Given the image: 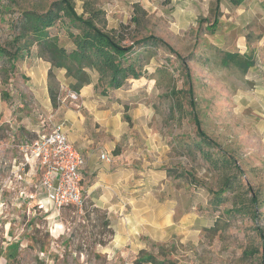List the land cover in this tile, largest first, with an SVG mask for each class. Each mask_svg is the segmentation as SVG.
Segmentation results:
<instances>
[{
	"label": "rangeland",
	"instance_id": "374dc122",
	"mask_svg": "<svg viewBox=\"0 0 264 264\" xmlns=\"http://www.w3.org/2000/svg\"><path fill=\"white\" fill-rule=\"evenodd\" d=\"M53 1L0 0V47H14L23 11L43 12ZM74 1L85 17L86 1L103 9L106 30L128 25L129 37L154 34L172 50L159 46L145 75L118 89H96L98 75L92 73L95 96L87 105H81L82 89L77 100L70 96L73 78L40 57L37 46L20 54L13 69L5 63L7 73L0 60V264H156L144 260L148 255L157 264H264V47L257 46L264 4ZM135 3L148 16L146 30L132 33ZM69 30L79 32L68 21L51 28L71 50ZM227 52L252 57L254 66L246 73L223 66ZM177 54L190 68V80ZM50 71L57 107L48 90ZM52 118L65 120L74 139L97 140L93 153L98 146L112 147L106 151L111 160L125 152L119 176L124 185H112V176L106 189L95 172L86 175L82 209H37L32 195L41 192V173L26 164L23 146ZM200 148L224 153L234 167L214 169ZM106 163L91 165L105 171Z\"/></svg>",
	"mask_w": 264,
	"mask_h": 264
},
{
	"label": "trees",
	"instance_id": "16d2710c",
	"mask_svg": "<svg viewBox=\"0 0 264 264\" xmlns=\"http://www.w3.org/2000/svg\"><path fill=\"white\" fill-rule=\"evenodd\" d=\"M244 1H236V3ZM84 13L79 14L75 7L74 0H54L51 5L43 12L35 10H25L21 14L20 23L17 26L18 34L13 39L14 47H0V60H3L1 70L7 73L3 67L5 63H9L11 69L15 67L14 62L25 51H30L31 46L35 45L38 48V55L49 63L53 68L62 69L65 71V76L73 78L71 88L75 91H80L85 85L92 83V73H97L98 82L96 89L102 87L106 89L121 88L129 79H140L146 73V65L154 57V50L159 46H167L170 50V45L161 37L154 34L137 38L135 35L129 37L126 32L128 25L122 24L120 30H106L105 12L103 9H96L84 3ZM148 16L147 11L139 4H134V14L132 22L134 28L138 30L145 27V19ZM67 22L70 25H75L78 33L68 31L69 38L73 41L74 48L68 50L60 44L59 36L53 34V28L57 22ZM219 18H214L213 23L217 24ZM103 23V26L100 24ZM213 24V25H214ZM131 40L129 44L125 42ZM179 60L182 57L178 55ZM186 71L188 80L191 79L190 68L182 61ZM225 67H236L241 72L246 73L254 66L252 57L241 55L238 52H227L221 61ZM53 73H49V95L54 107H57L58 90L54 87L51 81L54 79ZM7 75L3 81L7 82ZM191 105L195 109L193 102V88L189 84L187 90ZM175 100V99H174ZM178 103V99H177ZM173 107H176V101ZM172 107V110H174ZM195 123L200 131V135L204 140L211 141L210 138L201 130V121L198 115L194 114ZM202 156L214 167L221 171L227 172L234 166L229 157L224 153L220 155L212 154L207 149H201ZM239 169V167H237ZM255 200V197L252 198ZM261 236H264L263 231H259ZM144 260L150 262L155 261L153 256H146ZM162 264V263H161Z\"/></svg>",
	"mask_w": 264,
	"mask_h": 264
},
{
	"label": "built area",
	"instance_id": "2783aa9c",
	"mask_svg": "<svg viewBox=\"0 0 264 264\" xmlns=\"http://www.w3.org/2000/svg\"><path fill=\"white\" fill-rule=\"evenodd\" d=\"M264 4V0H260ZM79 98L78 91L70 94ZM48 127L23 146L26 164L34 165L41 173L36 208L53 210L58 214L66 208L82 209L88 199L83 188L84 154L73 144L68 135L65 120L49 119ZM101 158L110 160L107 153L101 152Z\"/></svg>",
	"mask_w": 264,
	"mask_h": 264
},
{
	"label": "crops",
	"instance_id": "0c3cea01",
	"mask_svg": "<svg viewBox=\"0 0 264 264\" xmlns=\"http://www.w3.org/2000/svg\"><path fill=\"white\" fill-rule=\"evenodd\" d=\"M245 2H246V7H249L251 5L252 0L249 1V2L245 0L243 2V4ZM260 2H259V4H260ZM261 4H260V6H261ZM262 20L264 22V14L262 16ZM257 46L258 47H264V33H263V37L261 38L260 42H258ZM60 70H62V69H60ZM80 92H81V99H82L81 105H83L84 103H85V105L89 104V102L92 101V95L95 96L92 84L85 86L84 88H82V90ZM56 109H55L54 113L57 114ZM69 116L72 117L71 115H69ZM68 135H69L70 140L73 142V144H75V146H77L79 148V150L81 149V150L84 151V153H83L80 150L84 154L85 159H86L85 165L83 167V181H82L83 188H84V181L86 180V178H88V176L86 177V175H90V174L93 175L95 172L98 175L97 179H99V177H101L102 180H104V179L106 180V189H109L111 187L108 178L112 177V176L115 179V181H114V183H112V185H115V187H118V186L121 187V186L124 185L123 181L120 180L119 176L122 175V173H123L122 170H121V165L120 164L122 163L123 158L126 157V153L125 152L121 153V154L119 153V154H117L115 156H111V160H109V163H106V170L104 171L101 168H97V167L94 168L91 165L93 163V161H95V160H100V159L102 160L101 152H104V146H102V147L98 146L96 148L98 152L97 153H93V150L95 149L94 146L96 144H100V143L97 142V140L94 143V142H91L88 138L74 139V136L72 135V133H70V131H69ZM107 148L108 149L106 151H110V149L112 147L111 148L107 147ZM106 153H108V152H106ZM134 154L136 155L135 152H134ZM103 160H105V159H103ZM108 166L111 167L110 170H108ZM117 180L119 182L118 184H117ZM100 185L102 187L105 186V184H100ZM85 191L87 192L86 189H85ZM90 191H91V189H90ZM102 193H104V192H102Z\"/></svg>",
	"mask_w": 264,
	"mask_h": 264
}]
</instances>
